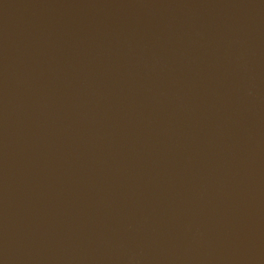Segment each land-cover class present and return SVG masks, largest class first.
Returning a JSON list of instances; mask_svg holds the SVG:
<instances>
[{
    "label": "water",
    "instance_id": "95a60500",
    "mask_svg": "<svg viewBox=\"0 0 264 264\" xmlns=\"http://www.w3.org/2000/svg\"><path fill=\"white\" fill-rule=\"evenodd\" d=\"M0 264H264V0H0Z\"/></svg>",
    "mask_w": 264,
    "mask_h": 264
}]
</instances>
